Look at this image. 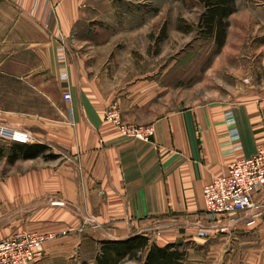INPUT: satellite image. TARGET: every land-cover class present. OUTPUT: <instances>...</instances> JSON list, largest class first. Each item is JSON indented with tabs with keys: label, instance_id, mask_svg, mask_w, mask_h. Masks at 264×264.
I'll list each match as a JSON object with an SVG mask.
<instances>
[{
	"label": "crops",
	"instance_id": "0c3cea01",
	"mask_svg": "<svg viewBox=\"0 0 264 264\" xmlns=\"http://www.w3.org/2000/svg\"><path fill=\"white\" fill-rule=\"evenodd\" d=\"M116 4L0 0V73L41 92L49 108L15 112L8 122L58 155L10 162L0 154L7 164L0 171V239L19 229L47 236L34 264H93L100 239L138 232L160 245H207L201 264H264V188L254 194L262 215L252 225L249 210L206 213L203 197L206 183L264 142V82L200 100L170 90L168 67L154 76L145 35V46L121 47L124 39L100 31L106 22L127 23L112 11ZM115 99L123 122L153 125L149 139L122 134L104 118ZM223 242L230 250L221 254Z\"/></svg>",
	"mask_w": 264,
	"mask_h": 264
},
{
	"label": "rangeland",
	"instance_id": "374dc122",
	"mask_svg": "<svg viewBox=\"0 0 264 264\" xmlns=\"http://www.w3.org/2000/svg\"><path fill=\"white\" fill-rule=\"evenodd\" d=\"M114 1L119 4L112 11L115 16H128L127 23L114 25L106 22L100 24V31L115 33L116 38L124 39L119 44L121 47L145 46V35L148 48L153 49L154 76H161V70L168 67L164 79L173 86L170 90L181 88V94L185 93L191 100H200L213 93L230 92L238 83L255 88L263 84L264 0H236V11L228 18L225 42L219 50L213 38H204L197 31L198 17L203 10L198 0ZM144 59L142 57L139 65L144 63ZM46 102L41 92L27 83L0 73V121L18 125L8 122L15 112L48 114ZM12 144L0 141V154L8 157ZM6 165L0 157V171ZM223 231L222 234L225 233ZM181 243V248L187 251L185 264L187 260L194 264L195 259L201 264L200 257L209 255L211 251L207 245L199 247L193 239ZM217 250L223 254L230 248L223 242ZM125 264H136V261L129 259Z\"/></svg>",
	"mask_w": 264,
	"mask_h": 264
},
{
	"label": "built area",
	"instance_id": "2783aa9c",
	"mask_svg": "<svg viewBox=\"0 0 264 264\" xmlns=\"http://www.w3.org/2000/svg\"><path fill=\"white\" fill-rule=\"evenodd\" d=\"M247 80V79H246ZM65 100L71 99L67 90ZM104 118L122 134L147 140L153 134L152 124L125 123L121 118L120 103L113 100L105 109ZM0 141L6 143H34L28 129L0 121ZM264 188V142L255 153L229 164L227 172L214 177L203 186L204 210L212 215L226 216L244 213L246 224H254L262 215L261 204L254 194ZM47 236L27 229L14 231L0 239V264H34L43 257V241Z\"/></svg>",
	"mask_w": 264,
	"mask_h": 264
},
{
	"label": "trees",
	"instance_id": "16d2710c",
	"mask_svg": "<svg viewBox=\"0 0 264 264\" xmlns=\"http://www.w3.org/2000/svg\"><path fill=\"white\" fill-rule=\"evenodd\" d=\"M202 5L197 21V31L204 38H213L219 50L226 38L228 18L236 11V0H198ZM7 159L34 158L40 154L47 159L58 155L46 151L49 147L41 143H13ZM180 242L158 244L143 232L120 239H100L93 264H125L134 259L136 264H185L187 251ZM80 264H90L82 261Z\"/></svg>",
	"mask_w": 264,
	"mask_h": 264
}]
</instances>
